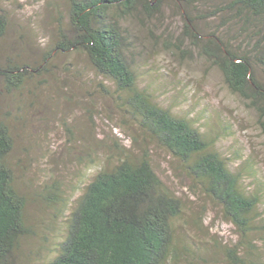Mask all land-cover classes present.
Returning a JSON list of instances; mask_svg holds the SVG:
<instances>
[{"label": "trees", "instance_id": "trees-1", "mask_svg": "<svg viewBox=\"0 0 264 264\" xmlns=\"http://www.w3.org/2000/svg\"><path fill=\"white\" fill-rule=\"evenodd\" d=\"M162 1L67 0V22L59 27L54 49L84 54L91 69L114 86L115 99L125 114L122 124L131 122L137 128L130 136L131 148L120 143L109 148L100 141L82 149L86 153L76 156L78 162L98 166L80 182L82 189L74 200L63 179L50 176L42 186L28 182L26 191L16 174L22 156L16 155L17 149L30 150L19 144L27 113L24 95L34 92L28 82L49 68L42 62H26L7 47L1 50L0 264H21L20 243L35 234L28 212L30 202L36 201L64 221L56 251L42 264H171L185 199L156 170L154 147L176 159L195 193L209 197L236 229L239 240L223 246L235 264L244 261L237 256L242 247L259 250L255 241L264 238L260 231L264 212L260 191L244 182L245 172L255 177L249 159L236 165L219 146V132L215 137L207 135L139 83L133 64L137 52L124 22L143 14L157 16ZM172 1L182 9V27L170 49L190 57L195 54L214 65L227 89L255 112L264 135V0ZM8 28L0 8V43ZM186 40L189 46H184ZM102 90L110 93L104 86ZM106 149L110 151L101 160ZM194 221L203 222L202 218Z\"/></svg>", "mask_w": 264, "mask_h": 264}, {"label": "rangeland", "instance_id": "rangeland-1", "mask_svg": "<svg viewBox=\"0 0 264 264\" xmlns=\"http://www.w3.org/2000/svg\"><path fill=\"white\" fill-rule=\"evenodd\" d=\"M0 8L9 21L0 52L7 47L26 62H42L49 68L28 82L34 92L24 95L27 113L19 144L30 150L17 149L16 155L22 156L15 165L16 174L26 191L30 189L25 186L28 182L42 186L50 176L63 179L68 194L73 191L74 200L82 189L80 182L98 166L97 162H78L76 156L86 153L82 149L100 141L109 148L113 143L131 148L130 136L137 128L131 122L122 124L125 114L115 99L114 86L91 69L84 54L54 49L59 27L67 22V0H0ZM181 13V7L172 0H163L157 16L143 14L124 22L137 52L133 64L139 83L154 93L159 103L189 117L207 135L215 137L219 132V146L236 165L249 159L255 177L245 172L244 182L260 191L264 212V183H259L264 181V135L255 112L227 89L214 65L195 54L190 57L170 49L181 33ZM184 46H189L187 40ZM102 86L110 93H105ZM107 150L101 151V160ZM152 160L172 190L185 199L184 220L177 224L173 237L176 258L171 264H235L223 246L239 240L236 229L222 218L209 197L195 193L176 159L154 147ZM38 202L29 204L35 234L20 243L21 264H42L56 251V238L64 231L61 216L55 218ZM198 218L203 222L196 223L194 219ZM255 245L258 251L242 247L237 256H243L244 261L236 264H264V238L259 237ZM249 259L255 261L250 263Z\"/></svg>", "mask_w": 264, "mask_h": 264}]
</instances>
